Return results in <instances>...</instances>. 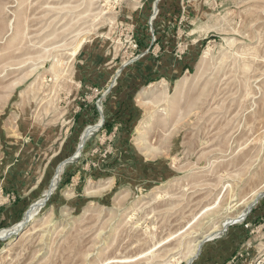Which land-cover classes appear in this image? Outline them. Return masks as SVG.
<instances>
[{"label":"rangeland","instance_id":"374dc122","mask_svg":"<svg viewBox=\"0 0 264 264\" xmlns=\"http://www.w3.org/2000/svg\"><path fill=\"white\" fill-rule=\"evenodd\" d=\"M57 176L0 264H211L262 235L264 0H0V231Z\"/></svg>","mask_w":264,"mask_h":264},{"label":"crops","instance_id":"0c3cea01","mask_svg":"<svg viewBox=\"0 0 264 264\" xmlns=\"http://www.w3.org/2000/svg\"><path fill=\"white\" fill-rule=\"evenodd\" d=\"M82 107L83 108H81L80 111H78L76 115L74 116V122L76 126L79 127V125H84V123L88 121H95L94 123L98 122L96 125L98 124L100 125L102 121L104 123L103 119L106 120V118L109 121V116H107V114L104 115V117H101L95 104L89 107L87 105H82ZM96 109L98 111L97 114L95 112ZM102 126L99 128L101 129ZM99 128L97 130H100ZM103 131H106V130L103 129L100 132H103ZM240 230H241L240 232L235 230L236 232L235 234H238L239 237H237V239L232 238L233 242L231 243L232 245L231 250L233 252L231 251L230 253L228 254L226 253L225 255H222L221 253H214V255H212V253H209V250H210L209 249L207 253H204L205 257L203 259V262L207 261V259L211 260L212 258L213 261L211 264H225L229 262L236 253H240L242 257L237 260L236 264H251L257 256H259L260 254H263L264 253V242H263L264 233L260 235L259 231H254L253 229L249 230L246 227H242ZM235 234L233 235L235 236Z\"/></svg>","mask_w":264,"mask_h":264},{"label":"bare ground","instance_id":"6f19581e","mask_svg":"<svg viewBox=\"0 0 264 264\" xmlns=\"http://www.w3.org/2000/svg\"><path fill=\"white\" fill-rule=\"evenodd\" d=\"M99 127V125H95V126H90L87 128V130L83 133L82 135V140L81 143L79 145V149H78V153H80L81 151V147L83 146L84 141L86 140V138L90 135V133L92 131H94L95 129H97ZM62 168H60V170L58 172H61ZM57 179L58 176L56 178V180L54 181L52 187L46 192V195L44 198H42L41 200H39L38 202H36L35 204L32 205L31 209L25 214V218L17 223L14 227H12L11 229H5V230H1L0 231V236H5L8 232H10L11 230L13 232H20L21 229L23 228V232L24 234L28 231L26 230L27 226L29 224H31L33 222V220L36 218L38 211L43 207L44 202L46 201V197L52 193V191L56 188V184H57ZM50 196V195H49ZM253 199V198H252ZM252 206V205H251ZM251 206H249V208H251ZM246 215V213L242 212L241 214H239V216L237 218H232V219H228L226 220L221 226L219 227H215L214 230L209 233L207 236L202 237V239L200 240H196L194 242L193 248L192 250L189 252V255H187V259L189 260V262L191 263L192 260L195 258V256L199 253L200 248L203 244V242L206 240H211L213 238H215L221 231H223L228 225L230 224H234L238 219H242L244 218Z\"/></svg>","mask_w":264,"mask_h":264},{"label":"built area","instance_id":"2783aa9c","mask_svg":"<svg viewBox=\"0 0 264 264\" xmlns=\"http://www.w3.org/2000/svg\"><path fill=\"white\" fill-rule=\"evenodd\" d=\"M246 228H249V225H245ZM242 255L240 253H236L232 259L225 264H236L237 260L240 259ZM251 264H264V253L257 256Z\"/></svg>","mask_w":264,"mask_h":264},{"label":"trees","instance_id":"16d2710c","mask_svg":"<svg viewBox=\"0 0 264 264\" xmlns=\"http://www.w3.org/2000/svg\"><path fill=\"white\" fill-rule=\"evenodd\" d=\"M95 112H96V114L98 113L97 109H96ZM107 126H108V121H105L103 126H102V128L100 129V131L103 130V129H106Z\"/></svg>","mask_w":264,"mask_h":264},{"label":"water","instance_id":"95a60500","mask_svg":"<svg viewBox=\"0 0 264 264\" xmlns=\"http://www.w3.org/2000/svg\"><path fill=\"white\" fill-rule=\"evenodd\" d=\"M102 124H103V121H102V123L99 125V127H101L102 126ZM85 143V142H84ZM84 146V145H83ZM83 146L81 147V148H83ZM21 231H23V228L21 229ZM20 231V232H21ZM20 232L18 233V234H20ZM18 234H16V236H18Z\"/></svg>","mask_w":264,"mask_h":264}]
</instances>
